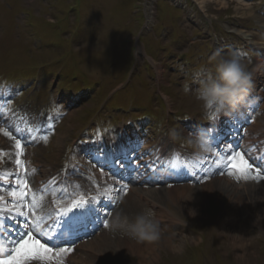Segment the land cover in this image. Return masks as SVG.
I'll list each match as a JSON object with an SVG mask.
<instances>
[{
	"label": "rangeland",
	"instance_id": "obj_1",
	"mask_svg": "<svg viewBox=\"0 0 264 264\" xmlns=\"http://www.w3.org/2000/svg\"><path fill=\"white\" fill-rule=\"evenodd\" d=\"M226 2L222 3L221 0H208L205 4L207 11L211 13L213 16L218 17V19L227 20L230 16H238L240 18H247L248 24H251L252 18H256L250 7L241 6L239 2L236 0H225ZM126 0H0V73L1 69L6 70L15 65L14 61L16 60L19 64H25L29 66H38L40 65V61L45 60L47 57H51L53 55H47L49 49L43 50H35L33 45L29 43L26 39H19L21 36V32L19 29L26 30L23 28L21 23V16H26L27 21L29 23L37 24L38 33L44 38V42L51 41L55 36H61L62 40L65 42L67 39H72V45H78L77 57H76V69H75V77H82L84 79H88L92 82L99 81L97 87H100L101 83L104 79H106V84L108 86V90L112 89L116 85L122 83L121 76L118 72H116L111 77H107V72L111 69H115L114 66L109 67L110 60H107L106 53H111V49L108 47H103L96 42V35L100 34L103 31V26H108V31L106 33V40L109 39L110 33L113 35L119 36V34L115 31L114 27L110 26V13H120V16L127 21L128 19V5H125ZM8 3L9 5H7ZM146 3L143 0V5ZM242 3V2H240ZM167 3L164 0H158L157 2V11L158 16L161 20H164L167 16L166 13L170 11L175 12L176 14H181L180 11L174 8L166 7ZM63 12V14H61ZM48 18H51L52 21H49ZM119 18V17H118ZM117 21V27L118 24ZM168 18L170 16L168 15ZM63 26L65 31L59 32L58 29H53L56 27ZM3 29V31L1 30ZM120 30V27L117 29ZM125 36H128V33H125ZM27 49H32L34 51L33 58H30ZM26 50V51H25ZM75 55L76 52L72 51ZM85 54L93 55V59L89 60L87 66L83 65V56ZM161 55V53H159ZM38 56L39 59H36ZM73 59V58H72ZM114 60V58H111ZM73 61H75L73 59ZM44 63V62H43ZM124 70L126 73V63L123 62L120 64L119 70ZM21 70V69H19ZM118 70V71H119ZM73 72V71H70ZM115 71H113L114 73ZM168 73L165 71L164 75L166 76ZM4 77V75H2ZM49 77H45V79L40 82V80L36 81V86L42 87L47 90L49 93L42 100L37 102L35 101L36 107L41 106L46 103V101L51 98H58L60 95V91L66 89V87L60 88L56 91H49L48 89L54 88L55 84H51L49 82ZM62 85H67L69 82V86L71 89H74L79 85L75 80H71L68 78L65 80H60ZM34 81H32L33 85ZM31 83H29L30 85ZM168 86L171 92L172 86L165 84ZM165 88V86L163 85ZM100 89V88H99ZM105 89V88H104ZM104 95L101 94L102 98ZM128 98H132L133 96L125 93L123 96L124 101ZM60 100L63 102L66 101V97L60 95ZM101 98L94 97L88 103H85L82 108V113L86 114L87 112H91L95 110L98 104L101 101ZM140 99H142L140 97ZM195 102V99H191ZM179 106L185 105L178 101H175ZM196 103V102H195ZM65 104V103H64ZM115 104L113 101L110 102V105L113 106ZM66 105V104H65ZM71 105H75L74 102L70 100L69 102V111L68 115L63 123L62 127L66 128V134H70L72 131L69 129V123L74 126L76 124L75 120V108L70 109ZM187 105V104H186ZM80 107V105H78ZM38 108V107H37ZM107 120V117L105 118ZM103 123V121H101ZM74 135V133H73ZM66 135L63 132L57 134L53 140L52 144L56 147L54 142L55 138L60 139V147L63 146L65 142ZM7 142V141H6ZM8 149L3 148L1 150L0 147V169L8 168L7 165L9 162H14L13 157L17 152V149L10 142L7 143ZM7 150V154H3V151ZM53 150L54 153H48L44 158L46 160H52L53 158H59V155L56 154V150ZM6 158V159H5ZM18 165L16 164L15 167ZM83 170V169H82ZM220 176H217V178ZM109 179H111L109 177ZM257 183V182H256ZM206 182L203 185H205ZM198 187V186H197ZM125 194H122V199L126 197ZM153 197V196H152ZM154 198V197H153ZM167 198V197H166ZM168 199V198H167ZM224 203V201L220 202ZM249 203V202H247ZM134 204V203H133ZM227 204H219L214 206L213 210L210 211L211 218L208 217L204 222L195 218L191 220L190 218H185V220L181 223L180 229L178 231H174L175 234H178L177 242L181 243V247L179 250H172L170 248H162L159 250V255L157 259H154L148 264H183L179 261L186 258V256L190 255V261L195 264H206L208 260L212 258V256H217L219 253L222 254L223 264H264V253L260 250H257V247L263 246L264 248V204H258L259 207L258 212H255L250 208L249 204L244 206L242 203L238 204V207L234 211L226 206ZM119 206V207H118ZM119 209H118V208ZM124 206L122 205V201L119 200L115 212L121 210ZM249 209L253 213H260L259 215V225H257L256 220L251 217V213L249 215ZM214 210L216 211V216L214 218ZM227 211L233 212V217L235 220L224 222L220 225V220L227 214ZM212 217L214 219H212ZM248 230L249 238L244 244V249L246 248V255L240 251L239 254H235V251H232V238L234 237V230ZM219 231V232H217ZM202 232H205V234ZM106 234L105 237L108 239H115L118 236L121 241L119 242V249L112 253L111 249L113 246L107 247L105 260L100 259V262L103 264H138L137 257H130L128 254L129 248H127V242L130 240L127 236L122 235L118 232H113L111 230H105L102 232ZM101 234V233H99ZM98 234V235H99ZM167 235H169L167 233ZM203 238L205 240L202 244L205 246V252L201 253L198 247L196 246L199 240L198 237ZM181 240V241H180ZM259 243V245L256 243ZM255 242V243H253ZM196 246V247H195ZM161 248V246H158ZM243 249V251H244ZM168 253V254H167ZM212 254V255H210ZM242 255V256H241ZM262 255V257H261ZM113 256V257H112ZM119 256V258H117Z\"/></svg>",
	"mask_w": 264,
	"mask_h": 264
},
{
	"label": "bare ground",
	"instance_id": "obj_2",
	"mask_svg": "<svg viewBox=\"0 0 264 264\" xmlns=\"http://www.w3.org/2000/svg\"><path fill=\"white\" fill-rule=\"evenodd\" d=\"M200 3L204 6L208 0H199ZM241 6L248 7V4L240 3ZM175 36V35H174ZM198 36L201 38V40L204 42L205 45L214 46L213 41L206 35V34H198ZM186 40V39H185ZM184 38H181V36H178L176 43L174 44V50L180 51L181 48L184 46L183 42L185 41ZM187 41V40H186ZM182 42V43H181ZM226 52L232 51V48L230 47H223ZM184 49L188 50L192 56H194L197 59H200L202 55H208L207 52H200L196 46H185ZM263 68V63L260 61L259 63V71H261ZM160 73H162V69L160 67ZM168 99V98H167ZM169 100V99H168ZM263 115H264V107H263ZM261 118L264 119V117L261 115ZM253 134L255 137V134L260 135V138L257 140V147L260 149V151L263 150L264 146L261 143V140L264 138V127L258 126L255 124L253 125ZM263 137V138H262ZM262 138V139H261ZM54 142L57 147H60V139L55 138ZM58 142V143H57ZM7 142L4 137L0 136V146H6ZM17 156V153H15L13 160L16 162L15 158ZM82 162H84L87 165H90L88 162L87 157H81L80 158ZM7 167L11 168L13 166V162H9ZM95 168V167H94ZM96 169V168H95ZM55 170V167H48L45 163H40L38 166V173L41 176H46L47 174L53 172ZM97 173H101L100 170H97ZM105 189H114L111 187H105ZM115 193V191L109 190V193ZM110 193V194H111ZM154 198H153V197ZM169 200H167V198ZM121 198V197H120ZM152 200V206L153 209H155V212H157L158 221L162 227V229L168 230L166 228L167 226H175L180 225L178 222L179 217L186 215L191 220H194L196 217L201 219L203 222L209 218H211V215L208 214L210 211L213 210L214 206H217L218 203L221 204H227L226 206L232 211L238 207L239 202H241L244 206L246 204H249L250 208L254 210L255 212H258V204H264V183H255V182H243L242 184H237L234 180L227 178L226 176L216 177L211 176L207 179V182L203 186H193V185H178L170 188H164L160 190H155L153 188H142V190H135V193L133 191H129L127 196L125 198H121L122 205L124 213L125 211L129 210V212H135L138 213L144 209V206L141 204V200ZM163 201H168L170 203V206H173L175 208H167L164 206ZM171 201V202H169ZM224 201V203H220ZM160 203V205H157V203ZM249 202V203H247ZM134 203V204H133ZM249 215L251 213V217L256 220L257 225H259V215L260 213H253L249 209ZM195 212V215L192 212ZM233 212L227 211V214L220 220V225H222L224 222H229L232 220H235L233 217ZM214 218L216 216V211L214 210ZM212 217V219H214ZM219 232V231H217ZM234 237L232 238V251H235V254H239L240 251L243 252V254L246 251V248L244 249V244L247 241V238H249V231L248 230H234ZM119 233V232H118ZM167 232L164 231V239H162L159 243L154 244H140L136 241L130 239L127 242V248H129V252L134 254L137 257V263L138 264H148V262L153 261L154 259H157L159 255V250L162 248H170L172 250H179L181 247V243L177 242L176 240H179L178 234L171 233L169 235L166 234ZM106 234H99L92 237L89 241H86L85 244H83V249H90L92 252H95L100 255L106 254L107 247L110 245L113 246L111 251L112 253L119 249V242L121 241L120 237H116L115 239H108L105 237ZM255 243V242H253ZM257 243V241H256ZM255 243V244H256ZM259 245V243H257ZM158 246H161L159 248ZM244 249V251H243ZM257 250H262V248L259 249L257 247ZM246 255V253L244 254ZM242 256V255H241ZM75 259L72 257L69 260V264H97L100 263L99 258L87 256V253L84 251H77L75 254ZM101 258V256H100ZM119 258V256L117 257Z\"/></svg>",
	"mask_w": 264,
	"mask_h": 264
},
{
	"label": "snow or ice",
	"instance_id": "obj_3",
	"mask_svg": "<svg viewBox=\"0 0 264 264\" xmlns=\"http://www.w3.org/2000/svg\"><path fill=\"white\" fill-rule=\"evenodd\" d=\"M10 96H14L10 88L0 86V102L4 104L11 103L12 99L9 98ZM5 119L3 113L0 112V121H5ZM36 129L44 130L42 139L47 142L48 132L52 130L51 120L42 121L36 126ZM3 134L15 140V148L20 150L18 157L22 155L21 139L13 137L9 131H5ZM29 143L30 141H26L25 146ZM228 155L233 160L239 157L242 166L238 171L245 178L251 175L253 165L245 159L244 155L236 153L235 156H232L231 152ZM116 162L122 165V161H114V163ZM16 164L20 169L24 168V162L19 158L16 159ZM171 167L175 169L176 165L173 163ZM229 174L231 175L232 173L230 172ZM16 183L19 185V191L16 190L15 185L11 190L0 188V192L7 190L9 195L14 198L12 202H8L5 201L3 195H0V213H6L5 215H0V231L3 232L4 238L10 244V247L6 248L4 253L0 255V264H49L50 261L59 257L62 253L67 254L71 249L65 248L63 245L69 244L71 241L65 239V233H71L80 228L86 229L89 224L100 219L103 209L97 207L98 198L107 197L111 200L112 197L109 195V190L115 191L117 194H126L128 191L127 185H123L115 189L98 190L95 195L80 193L79 199L74 200L71 206L59 210L58 213H53L44 212L41 207L36 205L35 200L31 204L25 201V197L32 192L26 179L18 176ZM97 187L99 189V186ZM37 216L40 219L35 220L36 227H39L43 219L47 217L52 219V223L56 225V228L53 229L49 226L47 232L42 230L37 233L30 219V217L34 218ZM54 216H58V218L53 219ZM41 238H43V242Z\"/></svg>",
	"mask_w": 264,
	"mask_h": 264
},
{
	"label": "clouds",
	"instance_id": "obj_4",
	"mask_svg": "<svg viewBox=\"0 0 264 264\" xmlns=\"http://www.w3.org/2000/svg\"><path fill=\"white\" fill-rule=\"evenodd\" d=\"M209 63L211 67L199 80V86L193 95L203 109L204 119L211 122L221 114L228 115L229 112L237 111L248 102L253 88V74L237 51L226 53L223 48L217 49ZM184 91H189L187 84ZM211 131L198 128L185 135L172 129L169 135L174 142L180 141L197 154H204L212 150ZM192 213L195 215L194 211ZM108 228L140 244L159 243L164 239V229L151 208H144L132 217L123 211H117L108 221Z\"/></svg>",
	"mask_w": 264,
	"mask_h": 264
}]
</instances>
